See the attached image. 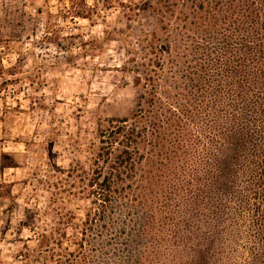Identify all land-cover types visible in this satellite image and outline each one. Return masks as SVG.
<instances>
[{
	"label": "trees",
	"instance_id": "trees-1",
	"mask_svg": "<svg viewBox=\"0 0 264 264\" xmlns=\"http://www.w3.org/2000/svg\"><path fill=\"white\" fill-rule=\"evenodd\" d=\"M144 9L135 107L100 124L81 204L50 207L23 264H264V0Z\"/></svg>",
	"mask_w": 264,
	"mask_h": 264
},
{
	"label": "rangeland",
	"instance_id": "rangeland-1",
	"mask_svg": "<svg viewBox=\"0 0 264 264\" xmlns=\"http://www.w3.org/2000/svg\"><path fill=\"white\" fill-rule=\"evenodd\" d=\"M149 1L0 0V264H23L52 207L81 204L100 124L135 107Z\"/></svg>",
	"mask_w": 264,
	"mask_h": 264
}]
</instances>
